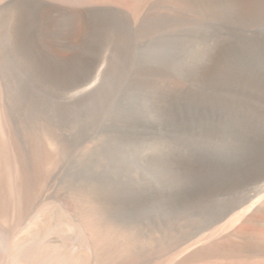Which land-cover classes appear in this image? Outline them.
<instances>
[{
	"label": "rangeland",
	"instance_id": "1",
	"mask_svg": "<svg viewBox=\"0 0 264 264\" xmlns=\"http://www.w3.org/2000/svg\"><path fill=\"white\" fill-rule=\"evenodd\" d=\"M52 1L54 14L0 3L24 118L49 113L71 138L39 198L72 173L112 219L151 235L153 264L227 227L264 237L248 216L233 222L264 196V0Z\"/></svg>",
	"mask_w": 264,
	"mask_h": 264
},
{
	"label": "bare ground",
	"instance_id": "2",
	"mask_svg": "<svg viewBox=\"0 0 264 264\" xmlns=\"http://www.w3.org/2000/svg\"><path fill=\"white\" fill-rule=\"evenodd\" d=\"M20 1L46 3L52 13L57 7L52 0ZM71 55L68 52L65 60L69 61ZM7 61L0 46V264H153L151 235L145 236L138 223L112 219L108 208L88 188L74 186L72 173L62 182L63 190L51 186L48 200L39 198L38 191L45 182H57L54 170H49L66 148L70 150L71 138L66 135V144L47 111V116L42 111L34 112L32 120L24 118ZM246 216V223L264 226V196L240 210L233 222ZM12 224L15 230L9 229ZM247 227L243 225L227 235L228 227L219 229L212 237L186 245L181 252L188 255L178 264H264V237L252 244L249 239L255 233ZM164 242L162 246L167 248L168 233ZM158 264H171V257H161Z\"/></svg>",
	"mask_w": 264,
	"mask_h": 264
}]
</instances>
